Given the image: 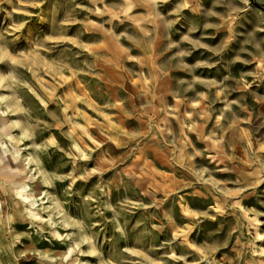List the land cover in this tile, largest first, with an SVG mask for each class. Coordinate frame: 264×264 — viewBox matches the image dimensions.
Listing matches in <instances>:
<instances>
[{"label": "rangeland", "instance_id": "374dc122", "mask_svg": "<svg viewBox=\"0 0 264 264\" xmlns=\"http://www.w3.org/2000/svg\"><path fill=\"white\" fill-rule=\"evenodd\" d=\"M0 264H264V0H0Z\"/></svg>", "mask_w": 264, "mask_h": 264}]
</instances>
